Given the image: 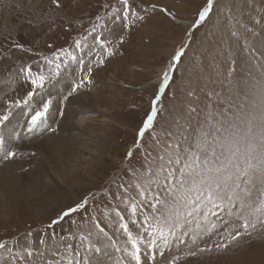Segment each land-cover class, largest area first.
<instances>
[{
	"label": "rangeland",
	"instance_id": "374dc122",
	"mask_svg": "<svg viewBox=\"0 0 264 264\" xmlns=\"http://www.w3.org/2000/svg\"><path fill=\"white\" fill-rule=\"evenodd\" d=\"M59 5L53 0H0V116L9 117L0 124V138H4L0 170L10 166L6 174L0 175V243L6 245L0 249V264H55L59 260L73 264L76 251L82 252V264H90L93 254L102 249L109 254L119 250L130 258L133 239L138 240L135 244L145 253L152 246L156 248V255L164 254L171 246L173 251L169 249L170 252L160 256L155 261L157 264L173 257L183 258L173 264H264V212H255L264 200L258 183L251 186L250 197L231 181L227 188L221 185L220 197L214 195L213 199L222 208L212 215L215 217L220 212L219 226H215L208 214L217 206L203 197L197 200L195 191L178 190L170 184V176L174 175L171 161L174 166L182 163L181 169L185 170V165L192 163L202 148L209 147L203 143L206 131L210 132L211 148L218 153L224 151L215 128L220 127L224 116L238 124L239 119L235 117L242 115L244 106L256 99L251 93L245 97L240 87H229L228 81H238L243 86L245 81L252 84L254 79L264 78V0H214L211 6L208 0H128V6L132 7L128 16L134 17L130 20V30L123 19L119 21L125 8L121 0H59ZM205 8H209V13L201 21L200 14ZM97 19L104 38L120 43L121 48L105 67L94 69L91 89L80 88L69 101L64 99L72 88L71 80L75 76L72 73L78 69L75 68L78 65L70 63L72 67L67 70L73 71L61 72L52 81L55 87H46V84L32 101L26 100L33 87L22 83L20 73H15L21 64L29 61L34 69H39L43 64L41 55L71 47L79 36L88 38L89 29L97 24ZM94 44L95 36L91 35L92 50ZM181 51L183 55L177 62L175 57ZM56 57L63 66V53L54 54L53 59ZM165 72L172 73L173 80L159 97L164 91L160 93ZM66 75L68 78L63 79ZM84 97L91 102H84ZM46 100L55 102L49 116L37 127L44 130H38L35 136L36 130L28 126L27 119ZM154 100L158 116L148 131L160 133L154 141L156 149L158 141L167 142V138L178 148L172 154L161 148L164 160H160L161 155L148 142L143 146L153 151L148 156H155L145 167L152 169L158 182L164 176L174 193L185 196L184 202L178 197L164 196L160 203L163 214L157 220L163 229L160 236L144 230L147 225L140 223L137 214L132 221L133 230L119 229L115 216L106 207L111 208L118 201L111 191L131 186V180H123L130 175L126 165L138 166L134 168H139L137 173L144 168L139 151L134 150L131 159L128 154L140 139L138 133L152 112ZM30 107L31 113L26 114ZM62 111L64 115L60 119ZM65 118L82 125L66 133L61 128ZM52 126H58L57 132L44 137L43 132L47 133ZM60 135L69 139L54 160L34 149L20 153L16 142H6L13 137L19 143L36 146ZM20 137L27 138L20 141ZM10 150L16 157L6 158ZM169 157L172 160L166 161ZM40 162L49 165L54 181L51 176L39 181L30 175ZM159 192L163 193L161 188ZM82 201H87L85 207L63 217L65 211L76 208ZM102 218L107 223L100 222ZM253 219L263 220L259 227L248 232L251 235L247 233L224 250L200 251L215 246L214 239L220 236L240 232L241 223ZM76 226L78 233L81 230L82 239L70 232L63 236L62 232L72 231ZM44 241L48 250L43 246ZM183 242L187 243L182 246ZM181 246L185 253L179 255L176 252ZM64 252L68 254L59 257Z\"/></svg>",
	"mask_w": 264,
	"mask_h": 264
},
{
	"label": "snow or ice",
	"instance_id": "6c2138e0",
	"mask_svg": "<svg viewBox=\"0 0 264 264\" xmlns=\"http://www.w3.org/2000/svg\"><path fill=\"white\" fill-rule=\"evenodd\" d=\"M53 3L59 7V0H53ZM121 3L128 5V0H121ZM209 6L212 5L213 0H208ZM155 9V5L152 6ZM160 11H166V9H160ZM209 13V8H205L200 14L201 20ZM183 51H181L175 57L177 62L180 61ZM29 75L31 72L29 71ZM264 75V74H262ZM169 74L164 73V85L167 86ZM31 84L36 89H42L45 86V77L39 76L32 79ZM229 87H240L241 91L247 97L251 93L256 99H253L248 105H245L242 109L243 114L239 117V123L235 124L233 119L224 116V121L219 122L220 127L215 128L217 137L220 138V142L224 148V151L217 152L215 148H211V144L208 141L210 132H205L203 137V143L208 144V148H202L201 153L193 157V161L190 164L185 165L186 171L181 172L180 178L176 182L177 188L187 189L189 193L195 191L197 193L196 199L201 197L211 201L214 206L216 205L213 199L214 195L220 197V188L223 185L228 187L229 181L232 182L235 188L241 189L247 196H251V186L255 184L260 185L261 195H264V78L254 79V83L248 84L244 82L243 86L238 81L229 80ZM81 84L77 85V88L81 87ZM75 91V89L73 90ZM29 99L34 97L33 92L28 93ZM68 96L64 99L68 100ZM257 100L259 101L257 103ZM51 101H42L40 110L36 111L31 117V127H37L46 114L51 110ZM157 101H153L152 112L147 116L144 122V127L140 129L138 136L143 139L146 130L153 127L154 117L156 112ZM237 107H240L239 105ZM230 111V109H229ZM259 113V115H257ZM221 115H224L223 111ZM235 115V114H234ZM9 117L7 115L0 116V124L7 121ZM227 132L228 135H224ZM210 149V150H209ZM129 156L132 154L129 153ZM15 152H9L6 158H14ZM162 159V158H161ZM215 166H212L213 163ZM241 183L245 187L241 188ZM173 199H175L174 191ZM235 195V193H233ZM231 198V197H230ZM191 202V200L189 201ZM87 201H82L76 208H69L63 213V217L69 216L71 213L76 212L79 208L85 207ZM158 212H162V207L157 208ZM255 212H264V200H261L259 207L255 209ZM63 217H61L63 219ZM53 223H56L53 221ZM245 232H248L250 222L245 220L241 225ZM251 227L255 228V224H251ZM251 235V233H248ZM240 239V233L237 231L232 234L231 240L228 244H218L216 247L226 249L233 241ZM195 242V241H193ZM43 243V241H41ZM4 243H0V249L5 248ZM210 249H200L201 252L209 251ZM99 251V249H96ZM31 255V253H29ZM195 254V253H193ZM139 260V257H136Z\"/></svg>",
	"mask_w": 264,
	"mask_h": 264
},
{
	"label": "built area",
	"instance_id": "2783aa9c",
	"mask_svg": "<svg viewBox=\"0 0 264 264\" xmlns=\"http://www.w3.org/2000/svg\"><path fill=\"white\" fill-rule=\"evenodd\" d=\"M97 26H99V25H97ZM98 30L101 31L100 28H98ZM94 54L95 55H92L91 52H86L83 54L82 57L79 58V60L84 62V64L86 63V61L89 60L88 61L89 63L85 64L84 68H88V67L92 68L93 64L98 65V62L100 61L99 59H102V57L104 55L103 50H100V49H98V51ZM85 56H87V58H85ZM106 61H107V59H106ZM152 133H153L152 131H149V133L143 137V139L139 143V148L136 150L137 152L138 151L140 152V154H138V155H141V154L143 155L142 161L144 163V168H141L143 170L142 171L140 170V172L137 173L139 171V168H137V169H134V168H136L138 166H131V164H127L126 169L127 170L129 169L128 173H130V175L127 178H123V177L122 178H123V180L124 179L128 180V181L131 180V182H130L131 186L130 187L128 186V188H126L125 186H127V185H124V186H122V188L115 189V190L113 189L114 191H111V192L118 199V201L113 202L111 208L109 206H106V207L109 210L110 214H113L115 216L114 219L116 220L119 229H124L123 227L127 226L128 228H131L133 230L132 221H133V218L136 217V214H137L139 216L140 223H142L143 225L146 224L149 227L148 228L147 226H144L145 228L152 231L153 233H156V235L160 236V234H162L163 229L161 228L160 222L159 223L157 222V220L159 221V219H161V216H160L161 212H158L157 208H161L160 203L164 201V196L173 197V193H172V191H170L172 189H170L168 187V182L164 176L160 177L159 182H158L157 178L154 176V174L152 172V169L145 167V166H148V163H149L148 161L151 160V157L155 156V155L151 154L150 156H148V154L153 152V151L146 149L143 145H146L148 142H150L153 146V150L155 151V153H157L158 155H161L162 159L160 158V160H164V156H162V154L160 153V151H162L161 148H163L165 152L168 151V153L171 152V154H172V152L175 149H177L178 147L177 148L173 147L170 144V138H167V142H165L164 140H159L158 141V148L156 149V145L154 144V141L159 139L160 133L159 132H154L153 134ZM149 134H152L151 138L147 139V136ZM133 154L134 153H132V155L130 156V159L133 157ZM171 156L173 157L174 155H171ZM172 157L167 158L166 161H170V159L172 160ZM189 157H190V154H189ZM185 160L188 161V157ZM155 163L156 162H154V164ZM170 164L172 165L171 168L174 171V175L170 176V184L173 188L180 190L179 188H177L176 182L180 178L181 172L186 171V169L185 170L181 169L182 163L174 166L172 161H171ZM170 171H171V169H170ZM142 175H145V178H143ZM155 184H157L156 186H158V187H155ZM145 188H146L147 192H145ZM160 188L162 189V192H163L162 194L159 192ZM165 188L168 190L169 193L165 190ZM145 194L147 195V197L145 196ZM174 195H175V197L180 198L182 202H184L185 196L182 195L180 192L174 193ZM153 207H155L156 209H153ZM125 208L127 211H123ZM220 210H221V207H219L216 210L210 211L208 214H210V213L213 214L214 212H218ZM104 213H106V212H104ZM219 214H220V212L218 213V215H217L218 217L215 219L214 222H219ZM155 216H156V218H155ZM100 222L107 223L106 219H104V218H102L100 220ZM140 223L138 224V226L141 227ZM68 232L72 233L73 235H78L80 237V239H82L81 230H79V233H78V226L74 227V230H72V231L69 230L66 232H62L63 236H66V234ZM114 242L117 243L116 241H114ZM46 245H47V243L44 241L43 246H46ZM151 247L152 246H150V248ZM47 248H48V246H46V250H48ZM36 252L38 253V250H36ZM41 253L43 255L46 254V252H41ZM41 253H39V254L41 255ZM65 254H68V252L61 253L59 257H62ZM112 254H114V253H112ZM45 256H47V255H45ZM81 256H82V252L76 251V257L78 259L74 256L75 258L73 260V263L82 264ZM123 258H125L128 261V263H127L126 260L123 259L125 262L123 264H134L133 258H131V257L129 258V256L128 257L124 256ZM32 259L34 260V258H32ZM60 262H61V260H59L58 262H55V264H59ZM40 264H43V263H40ZM60 264H63V263H60Z\"/></svg>",
	"mask_w": 264,
	"mask_h": 264
},
{
	"label": "bare ground",
	"instance_id": "6f19581e",
	"mask_svg": "<svg viewBox=\"0 0 264 264\" xmlns=\"http://www.w3.org/2000/svg\"><path fill=\"white\" fill-rule=\"evenodd\" d=\"M214 1V0H213ZM206 17L207 16H205L204 18H203V21L206 19ZM202 21V20H201ZM200 21V22H201ZM185 24V23H184ZM92 26V25H91ZM89 30H91V29H89ZM84 33H86V32H84ZM81 34V33H80ZM79 34V35H80ZM84 36V35H83ZM83 36H79L78 37V39H81V37H83ZM91 45V44H90ZM91 49H92V46H91ZM93 51V50H92ZM91 51V52H92ZM89 61V60H88ZM88 61H86V63L85 64H87V63H89ZM70 66V68L72 67L71 65H69ZM69 66H68V68H69ZM67 70V69H66ZM65 70V72H70L71 73V71H73V69H69V71L67 70L66 71ZM78 70L79 69H77L76 71H74V73H72L73 75H75L76 76V73L78 72ZM76 72V73H75ZM72 76V75H71ZM75 76L72 78V80L75 78ZM59 78V77H58ZM64 78H68L67 77V75L66 76H64L63 77V79ZM70 78V77H69ZM57 79V78H56ZM71 80V81H72ZM54 81V80H53ZM163 81V80H162ZM163 83H164V81H163ZM93 83L90 81V85H87V87H86V90H90L91 89V85H92ZM50 85L51 86H54L55 87V84H54V82H52V83H50ZM49 85V86H50ZM162 85V84H161ZM48 86V87H49ZM90 86V87H89ZM54 87H52V88H54ZM161 87V86H160ZM50 89V88H49ZM85 89V88H84ZM78 91H79V89H78ZM78 91L76 92V93H74V94H72L69 98H68V101H69V99L70 98H72L75 94H78ZM164 91H165V89H164ZM164 91H163V93H164ZM58 92V91H57ZM71 92V91H70ZM72 93V92H71ZM163 93L162 94H160L161 96L163 95ZM77 99V98H76ZM79 99V98H78ZM82 99V98H81ZM72 101V100H71ZM52 102V104L55 102H53V101H51ZM84 102H91V100L90 99H86L85 97H84ZM71 103V102H70ZM72 104V103H71ZM74 104V103H73ZM77 104V103H76ZM32 106H34V105H32ZM38 105H37V109H38ZM52 107H53V105H52ZM24 111H25V109H24ZM29 111V112H28ZM32 111H34V114H35V111H36V109H34V110H32ZM73 111V110H72ZM25 113L26 114H30L31 113V107H30V109H28V110H26L25 111ZM33 114V115H34ZM23 116V115H22ZM32 117V116H31ZM30 117V118H31ZM24 118H27V117H24ZM29 119V118H28ZM27 119V120H28ZM46 119V118H45ZM64 121H66V118L64 119ZM43 123H45V122H43ZM46 123H48V121L46 122ZM78 125H79V123L77 122V124L76 123H74V122H68V121H66L65 123H64V125H63V127L61 126V128L62 129H64L65 130V132L67 133V131H72V130H76V129H78L79 127H78ZM82 125V124H81ZM81 125H79V126H81ZM18 128V130H19V126H17ZM77 127V128H76ZM4 129V128H3ZM18 130H15V131H18ZM8 131V130H7ZM37 131L38 130H36V133H35V136H37ZM28 132V131H27ZM26 132V133H27ZM33 131H31V133H32ZM39 132H41V130H39ZM46 132V131H45ZM45 132H43V136L45 137V136H47V135H45ZM75 132V131H74ZM3 133H5L6 134V132L4 131ZM70 133H72V132H70ZM34 134V133H33ZM7 135V134H6ZM49 135V134H48ZM70 135V134H69ZM8 136V135H7ZM21 136V135H20ZM56 136V135H55ZM66 136V135H65ZM65 136H62V135H60V137H58V138H51V139H46V140H44L43 142H40V143H38L36 146H29L28 145V143H26V142H21V143H19V142H17V141H15L16 140V138L13 140L12 138H8V139H6V142L7 141H9L11 144L12 143H15L16 142V146H17V148H18V151H20V153H26V151H28V150H31V149H34V151H36V152H40V153H44L46 156H48L49 157V159L50 160H54L55 159V156H56V154L59 152V151H63L62 149H63V147L64 146H66V140L67 139H69V136L68 137H65ZM89 136H91L90 134L88 135V137ZM4 137V136H3ZM88 137H86V140H88ZM27 137H20L19 139H20V141H23L24 139H26ZM1 140H2V138H0V142H1ZM28 140V139H27ZM91 140V139H90ZM89 141V140H88ZM87 141V142H88ZM86 142V143H87ZM93 142V141H92ZM91 142V143H92ZM19 143V144H18ZM8 144V143H7ZM88 144H90V143H88ZM93 144V143H92ZM91 144V145H92ZM9 146H12V145H9ZM65 148V147H64ZM1 149H2V147L0 148V159H2L3 157H2V155H1ZM11 149V148H10ZM12 149H14V148H12ZM16 151V150H15ZM10 152H13L12 150H10ZM17 152V151H16ZM20 153H18V154H20ZM21 155V154H20ZM18 156V155H17ZM43 156V155H42ZM16 157V156H15ZM20 157V156H19ZM23 158H21V160H22ZM43 160V159H42ZM41 160V161H42ZM15 161V160H14ZM19 161V160H18ZM7 163V162H6ZM10 163H13L14 164V162H9V164ZM37 163V162H36ZM8 164V165H9ZM27 164V163H26ZM26 164H24L23 165V167L22 168H24L25 166H26ZM15 166H19L17 163L15 164ZM15 166H12V167H15ZM8 168H10V166H6L5 168H3L2 170H0V175H4V174H6L7 173V170H8ZM30 175H32L33 176V178L34 179H37L38 178V180L39 181H45L46 179H48V178H50V176H51V179L54 181V178H53V176H52V171L50 170V167H49V165L47 164V163H39L38 164V166L36 167V169H34L32 172H31V174ZM34 181H37V180H34ZM49 181H51V180H49ZM57 190H60V189H57ZM166 243H167V241H166ZM187 243V242H186ZM185 242H183V244H182V246L183 245H185L186 244ZM182 246L177 250V254H179V255H182V254H184L185 252L182 250ZM118 248L119 247H117V250H118ZM169 249L171 250V251H173L172 250V248H171V246L166 250V252L168 253V252H170L169 251ZM100 253H97V254H93V256L90 258L91 259V262H90V264H123V263H125L124 262V260L123 259H125V258H123L124 257V254L123 253H121L120 254V251L118 250V251H116V250H114V254H109L108 253V251H106V250H104V249H102V250H100L99 251ZM174 258V257H173ZM126 260V259H125ZM126 262L128 263V261L126 260ZM147 263H148V261H147Z\"/></svg>",
	"mask_w": 264,
	"mask_h": 264
}]
</instances>
